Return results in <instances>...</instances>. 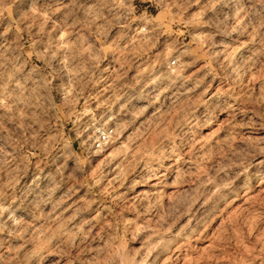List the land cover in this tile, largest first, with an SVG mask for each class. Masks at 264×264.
Here are the masks:
<instances>
[{
	"label": "rangeland",
	"instance_id": "rangeland-1",
	"mask_svg": "<svg viewBox=\"0 0 264 264\" xmlns=\"http://www.w3.org/2000/svg\"><path fill=\"white\" fill-rule=\"evenodd\" d=\"M0 264H264V0H0Z\"/></svg>",
	"mask_w": 264,
	"mask_h": 264
},
{
	"label": "built area",
	"instance_id": "built-area-1",
	"mask_svg": "<svg viewBox=\"0 0 264 264\" xmlns=\"http://www.w3.org/2000/svg\"><path fill=\"white\" fill-rule=\"evenodd\" d=\"M172 67L175 66V61H172L170 63ZM114 135V129H109L106 131L101 132L95 142L93 143V146L95 149H102L105 147L111 140L112 136Z\"/></svg>",
	"mask_w": 264,
	"mask_h": 264
}]
</instances>
